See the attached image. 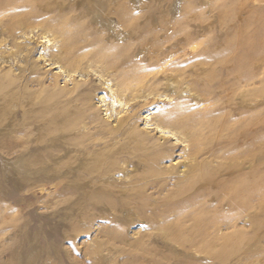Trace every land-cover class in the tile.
<instances>
[{
  "label": "rangeland",
  "instance_id": "obj_1",
  "mask_svg": "<svg viewBox=\"0 0 264 264\" xmlns=\"http://www.w3.org/2000/svg\"><path fill=\"white\" fill-rule=\"evenodd\" d=\"M123 1H106L102 17L88 0H65L63 12L70 22L78 21L91 41H137L134 46H140H133L132 64L147 71L140 73L144 78L140 87L129 92L109 84V79L117 78H108L112 72L104 73L105 66L91 57L68 77L60 65L49 61L58 44L41 39V29L36 36H22L0 24V89L4 90L0 91V264H264V190L260 221L255 222L253 207L236 214L220 188L233 176L225 166L235 161L226 159V152L251 146L256 136L264 140V47L249 44L234 49L228 62L217 68L213 83L201 78L195 66L199 52L219 54L226 40L247 25L261 33L264 44V0ZM127 8L137 33L131 39L114 40L113 30L124 34L117 24ZM111 9L116 14L106 19ZM154 41L162 43L157 55L147 46ZM188 42L193 51L184 47ZM244 57L251 60L242 70L247 81L230 72L234 59ZM174 65L185 71L178 93L166 77L176 76ZM188 81L193 87L183 83ZM177 103L187 106V117L209 108L218 118L230 115L232 132L221 131L214 139L202 131L208 140L205 153L210 155L196 161H206L207 171L218 173V185L212 190L203 187L201 179L189 178L187 170L195 164L189 130L176 128L175 136L154 125ZM255 113L260 120L253 129L246 128ZM260 147L264 184V147ZM156 154L162 157L142 167ZM223 217L220 226L212 225ZM196 218L203 226L196 228Z\"/></svg>",
  "mask_w": 264,
  "mask_h": 264
},
{
  "label": "bare ground",
  "instance_id": "obj_2",
  "mask_svg": "<svg viewBox=\"0 0 264 264\" xmlns=\"http://www.w3.org/2000/svg\"><path fill=\"white\" fill-rule=\"evenodd\" d=\"M64 1L65 0H0V24L2 25L1 27L4 28L5 26H8V28L12 32H15L16 30H19V32H22V36L23 35L24 36H30V35L36 36L37 35L36 31H38L39 29H41L42 30L41 31L42 33L39 35V37L41 39L47 40L48 41L47 42L48 44H50L51 42L58 44V46L57 45L55 46V47L58 48L57 52L56 53L55 52L54 53H51L50 52L51 54L49 56L51 57V59L49 61L52 62V65H56V64L57 65H60L61 66L60 69L64 70L65 71L64 73H66L68 75V77H71V75L73 73L77 72L78 71L77 68L80 67L84 62H86L87 59L89 61V58L91 57V58H93V60L95 61V63H101L103 66H105L104 69H101V70H104V73L107 74L108 72H112L109 76H107L108 78H111L112 76H113V78L114 77L117 78L116 80H113V79L112 80H110V79L108 80L109 84H112L113 87H115V88L117 87L118 89L121 88L122 91H126V92L127 91L128 92L129 91H132L134 88L137 89V87H140V85L142 84L143 79H144V78H140V73H143L144 74V72L147 71V68L145 69V67H144V68H140L139 69V67H135L132 64L133 63V60H136V59H132L133 58L132 54H133V46H134V44H138V43H136L137 41L134 43L131 40H128L126 42L124 41L125 43L121 42L123 44H116V43H113V42H109V40L108 41H104V39H103L104 37L102 38L103 40H97V39L96 40H93V41L89 40L88 38H86L82 34V31L79 29V25L77 23L78 21L77 22L75 21L76 23L75 22H70V20L66 17V14L63 12V10L66 8V4H65ZM88 1L91 2V6L94 9H97L99 13H100V11L103 12V10H106L107 9V8L104 9L103 7L105 6L104 4H106V1L108 2V0H88ZM125 3H127V2H125ZM117 7H118V5H117ZM128 8H127V10L125 12L123 11V13L121 11H119L120 12L119 15L121 13L122 14L118 17L119 18L118 19L119 20V23L117 25H118L119 28H123V30H125V31H124V34H123L121 31L120 32L119 31H114L113 29H115V28L112 27V30L113 31L111 33H112V36L114 37V40H117V41L119 40L120 41V39H123L124 37H125V39L126 38L131 39L133 36H135L136 26L137 25L135 23V20H134V17L132 15L131 10H128ZM55 9H56V11H54ZM113 9H114V7H113ZM125 9L126 8H124V10ZM91 11H93V10H91ZM109 11L110 12L109 13L107 12V14L104 12L106 14V17H105L106 19H107L108 15L113 12L112 9L109 10ZM56 12L58 13V16L55 17L54 16V13H56ZM67 12L69 13V11H67ZM113 13H115V12H113ZM67 15H69V14H67ZM100 15L102 17L103 13L102 14L100 13ZM70 16H71V14L69 15V17ZM103 16H105V15H103ZM115 16L116 15H114V17ZM73 17H74V15H73ZM73 17H70V18H73ZM251 27L252 26L247 25V26L241 28L237 33H235L234 35H232L229 40L227 39L226 42H225V45L223 46L222 52H220L219 54H216V53L213 54L212 52H209L208 50H204L205 52L203 51V53L202 52H199L202 55L199 54L200 55L199 57L196 56V57H198V62L195 64V66L197 68V71L200 74V77L203 78L204 80L208 81V83H210L209 81L212 80V79H214L215 78V75H217L216 74L217 73V68L219 66H221V64L223 62H225V61L228 62V54H230L231 52H234L233 50L236 49V48L240 49V47H242L244 45H249V44L258 46L257 48H259V47H262L263 48L264 47V44L262 43L263 40H261V33L259 34V33L256 32L257 33L256 34L255 32H252ZM48 34L49 35L50 34L51 35L53 34L52 36L54 38L48 39L49 38L47 36ZM147 35H148V32H147ZM88 36H89V34H88ZM262 36H264V35L262 34ZM141 38H143V36ZM140 40H142V39H140ZM145 40L146 39L144 38L143 42ZM133 41H135V40H133ZM169 41H167V43ZM159 42L154 41V42H152L150 44H147V46L148 45L150 46L149 47L150 48L149 49L150 51L152 50L153 52L155 51V53L157 52L156 55L158 54L159 49L161 48V44H162V43H159ZM164 42H166V40ZM144 43L146 44V42H144ZM148 43H149V41H148ZM140 44H142V43H140ZM164 44H166V43H164ZM182 45L184 46V44H182ZM16 47L18 49H21L23 46L22 45H16ZM184 47H187L188 49L191 48L192 51L194 50L193 45H191L189 42H188L187 46L185 44ZM22 49H24V48H22ZM143 49H144V47H143ZM181 49H182V46H181ZM135 50L137 51V49H135ZM27 51L29 52V50H26L25 52H27ZM147 51H148V48L145 47L144 52H147ZM206 51H208V52H206ZM253 51H255V50H253ZM149 54H150V52H149ZM156 55H155V58H157ZM146 56L147 57L148 56L150 57V55H146ZM149 57H148V59H149ZM138 58H140V57H138ZM261 58L262 57L260 56V59ZM162 60H164V59H162ZM145 61H147V60H145ZM250 61H251L250 59L248 60L245 57L244 58H241V59H237V60L234 59V63H233V65H234V71L232 69V71H230V72H233V75L235 77L238 76V78H239V76H240V78L245 79L247 81L248 79L243 78V75H242L243 74V71L242 70H243L244 67L248 66V63ZM92 63H93V61H92ZM149 63L151 64V62H149ZM159 64H161V63H159ZM102 65H101V68L103 67ZM141 65H146L147 66L146 63L145 64H141ZM98 66H99V64H98ZM88 67H90V65H88ZM91 67H92V65H91ZM175 67L176 68L174 69V71L176 72V76H173V75L172 76H169L170 75L169 74L166 77H168V81L171 83L170 85L173 86V87L175 86L174 87V91H176L178 93L179 92L178 89L180 87L179 78L181 79L182 77L185 76V71L182 68H180V66H178V65H176ZM96 69H98V68H95V70ZM226 70H228V69H226ZM163 72L164 73H167L168 71L166 69H164ZM219 72H221V70H219L218 73ZM222 73H223V71H222ZM106 74H104V76ZM224 75H226L225 74V71H224ZM104 76H103V78H104ZM224 78L227 79L226 77H224ZM188 79H189V77H188ZM188 79H186V80H188ZM219 79H221V78H219ZM166 82H167V79H166ZM211 82L213 83V80ZM4 83H6L5 80H4ZM183 83L184 84L185 83L189 84L190 82L188 81V82H183ZM8 84H9V82H8ZM190 85H192V87H193L194 84H192V82H191ZM3 86H4V84H3ZM3 86L1 85L2 88H3ZM153 86L155 88L156 85H153ZM186 86H188V85H186ZM192 87H191L190 90H192ZM182 88L184 89V87H182ZM182 88L180 89L181 92H182ZM185 88L188 89V87H185ZM118 89H116V90H118ZM151 89H152V87L149 88V90H151ZM153 90L156 91L157 89L155 88ZM190 90L188 89V91H190ZM0 91H1V89H0ZM3 91H1V92L3 93ZM122 91H117V94L116 95L120 96V94H122V97H123L124 93H122ZM154 91H153L152 94H154ZM192 91L194 92V90H192ZM127 94H129V93H127ZM150 94H151V92L149 91V95L144 94V97H146V99H147L150 96ZM12 95H14V94H12ZM130 96H132V95H130ZM3 97L5 98V96H3ZM10 97H8L6 99V103H9L13 99V96H12V98H10ZM132 98H134V97H132ZM116 101H118V100H116ZM2 104H4V103H2ZM172 109H173V107H172ZM163 111H162V113H163ZM187 111H188L187 110V106H180V104L177 103L174 106V109L172 110V112L170 111L171 113L166 114L165 116L162 115L163 118L155 119L154 120L155 121L154 122V125L158 129H161L163 132L166 131V133L173 134V135H175V134L177 135L175 129L176 128H179V127H182V128H185V129H188L189 130V132H190V138H191V141L190 142H191V145H192V147H191L192 149L189 148V150L191 149L193 151L192 155L191 154L190 155L193 157V162L195 160V164L192 163V166L189 167V170H187L188 171V175L190 176L189 178H191V180H193V181H196L198 179L199 180L201 179V181H200L201 182V185H203V187H205L207 190H209V189L212 190L213 187H215V186L218 185V183L216 181V174H218V173L216 171H214V172L207 171V169H208L207 168L208 167V163L206 161L205 162H197L196 159L198 160V158L201 157V156H204V154H209V152L208 153H205L206 147H208V146L204 147L205 145L208 144L207 143L208 140H207V138H205L206 136L211 137L210 135L213 134V135H215L214 136V139L215 138L217 139V137L219 136V134L221 133V131H224V132L226 131V133L232 132L233 129H234V126L232 125V123L230 121V118H229L230 115L224 114L225 117L218 118L217 115L213 114V111L214 110H212L211 108H209L208 111H205V112L203 111L202 113H191V114H189L188 117L186 115ZM183 115H186V118L182 119V116ZM154 116H156V114ZM156 117H158V116H156ZM259 120H260L259 113H255V115H253V117H252V120L249 121L247 124H245L246 125V128L253 129V127H255L257 125V123H258ZM125 125H127V124L125 123ZM124 126L122 124V127H124ZM125 127H127V126H125ZM132 128L133 127H131V129ZM217 128L220 131H216L217 133L215 134V130ZM203 130H205V131L207 130L209 132L208 135L205 134L206 135L205 136L203 134V132H202ZM184 131H182V132H184ZM127 133H129V131H127ZM145 138H146V136H145ZM181 139H183V138H181ZM219 139H222V138L219 137ZM247 139H248V137H247ZM251 139H252V141H250V143H251L250 145L251 146H247L245 148L242 146L244 149H240V150L232 151V152H226V155H227L226 159H228L229 161H233V162L235 161L233 164L232 163L231 164L228 163V165H226V166L224 165L225 167H227L225 169H228L229 171H232L233 172L232 173L233 176L230 179H228V180L222 181L221 184H220L221 185L220 188H221V190H222V192L224 194H226V195H228L230 197L229 201L231 203V206H232V209L231 210L233 212H235L236 214L238 212H240V215H242L244 213H247L249 211V209L251 207H253L254 210H255V216L252 215L250 217H253L254 216V219L253 220L255 222H257L259 220V216H260L259 214L261 213L259 211V209H260L261 200H263V190H264L263 189L264 184L262 182L263 179L261 178L262 175H261V173L259 171V167L262 164L261 163L259 165V155H260L259 152H260V149H261L260 146L264 147V140L261 137H259V136L253 137ZM143 140L144 139H142L141 141H143ZM225 140H226V138H225ZM186 141H188V140H186ZM138 142H140V141H138ZM135 143L137 145V142L136 141H135ZM186 143H184V144H186ZM151 144H150V147L152 146V148H153L154 146L151 145ZM164 144L166 145V143H164ZM188 144H186V145H188ZM165 145H162V146H165ZM191 145H189V146H191ZM146 147H148V146L146 145ZM154 148H156V147H154ZM137 149H139V148L137 147ZM218 150L220 151L219 148H218ZM151 151H153V150L151 149ZM154 151L156 152V149ZM143 152H144V149H143ZM146 153H148V152L146 151ZM146 153H144V154H146ZM154 153H153V155H154ZM158 153H161V151L158 152ZM216 154H215V156H218ZM162 155H165L164 152H163ZM158 156H161V155L160 154H156L153 157L150 156L151 158H149V159H146L145 158L146 161H144V164L142 165V167H144L146 169L151 164L154 165L155 162H156V159L158 160ZM161 157H159V161L158 162H160V160L162 159ZM166 158H164V159H166ZM212 162H216V161H212ZM247 164H248L247 167L244 166V165H247ZM154 167H156V165ZM154 167H152V168H154ZM156 170H157V168H156ZM223 170H224V168H223ZM152 171H154V170H152ZM141 175H143V174H141ZM150 176L151 175H149V177ZM220 176H221V174H220ZM149 177H147V178H149ZM227 177H230V176H227ZM189 178H188V180H189ZM182 186L180 185V187H182ZM184 186H185V184H184ZM181 190H183V188H181ZM188 192H190V191H187V193ZM223 193H222V196H223ZM201 194H203V193H200V195ZM212 194H213V192H212ZM178 195H179V193H178ZM200 195L198 197H200ZM183 196H185V195H183ZM174 197H175V195H174ZM179 197H181V196L179 195ZM179 197H177V198H179ZM197 198H194V200H196ZM194 200L192 199V201H194ZM179 201H181V200H179ZM182 201H183V199H182ZM176 205H178V204L176 203ZM191 206L192 205H190V207ZM240 208H241V210H240ZM178 210H180V209H178ZM172 212H173V210H172ZM225 220H226V218H224V217H223V219H220L219 218V219L215 220L212 225H218V226H220L219 224H221ZM195 221H196V224H197L196 225V228L198 226H203V225L199 224V222H198L199 219L198 218H196ZM256 225H258V224H256ZM255 226H254V228H255ZM223 247L226 248L227 246H223Z\"/></svg>",
  "mask_w": 264,
  "mask_h": 264
}]
</instances>
